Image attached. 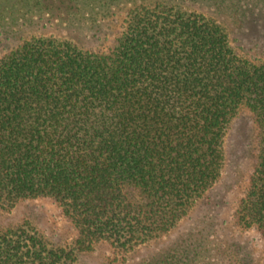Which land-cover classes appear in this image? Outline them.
I'll return each mask as SVG.
<instances>
[{
    "label": "trees",
    "instance_id": "trees-1",
    "mask_svg": "<svg viewBox=\"0 0 264 264\" xmlns=\"http://www.w3.org/2000/svg\"><path fill=\"white\" fill-rule=\"evenodd\" d=\"M184 2L68 0L76 38L25 34L0 8V209L48 199L75 231L58 245L27 222L0 229V264H75L169 233L219 180L242 109L256 145L233 225L264 245V60Z\"/></svg>",
    "mask_w": 264,
    "mask_h": 264
},
{
    "label": "rangeland",
    "instance_id": "rangeland-1",
    "mask_svg": "<svg viewBox=\"0 0 264 264\" xmlns=\"http://www.w3.org/2000/svg\"><path fill=\"white\" fill-rule=\"evenodd\" d=\"M184 6L215 18L226 28L230 43L239 54L254 61L264 60V0H186ZM0 8L7 19L11 14V22L17 23L15 27H20V31L24 28L25 34L76 38L66 28L68 0H0ZM18 35L11 37L12 45ZM255 145L253 124L242 109L224 137V164L219 180L169 233L128 252L97 243L92 250L78 253L75 264H146L164 253L175 255L186 264H264L259 233L233 225L235 206L254 163ZM23 222L58 245L71 244L75 237L69 221L48 199H27L11 209H0V229Z\"/></svg>",
    "mask_w": 264,
    "mask_h": 264
}]
</instances>
